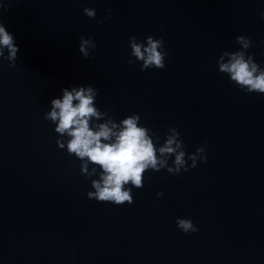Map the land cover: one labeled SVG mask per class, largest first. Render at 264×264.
Wrapping results in <instances>:
<instances>
[{"label": "water", "instance_id": "95a60500", "mask_svg": "<svg viewBox=\"0 0 264 264\" xmlns=\"http://www.w3.org/2000/svg\"><path fill=\"white\" fill-rule=\"evenodd\" d=\"M0 21L19 47L15 67L0 60V264H264V94L217 64L244 35L264 67V0H0ZM148 35L163 38L164 68L130 57L129 37ZM80 36L96 44L88 58ZM81 85L97 90L95 123L136 113L161 144L169 126L186 153L207 141L206 162L146 171L131 204L89 199L90 178L44 119Z\"/></svg>", "mask_w": 264, "mask_h": 264}, {"label": "clouds", "instance_id": "9594fccd", "mask_svg": "<svg viewBox=\"0 0 264 264\" xmlns=\"http://www.w3.org/2000/svg\"><path fill=\"white\" fill-rule=\"evenodd\" d=\"M83 12L90 18L96 16V10L91 7H85ZM110 15L111 10H108ZM98 23H103V19ZM79 40V52L88 58L91 55L89 48H96V44L92 37L80 36ZM235 42L240 47L235 51L222 52L217 60L218 71L226 74L229 81L244 92L264 94V67L246 51L252 41L238 35ZM129 44L130 57L142 62L141 70L165 67L168 52L162 37L148 35L138 42L137 37L131 36ZM18 51L13 33L0 21V60H7L9 67H15ZM135 61L130 58L128 63ZM62 92L61 97L51 99V108L44 113V119L55 125L54 130L59 134L56 140L58 147L66 149L68 155L75 156L80 161L81 174L90 178L94 190L87 192L89 199L115 205L131 204L134 202L132 188L144 186L146 171L166 169L169 173L179 174L182 170L186 172L195 168L198 159L206 162L207 141L195 152L186 153V145L179 131L169 126L170 134L165 135L161 144L159 135L155 136L154 141L150 130L139 124L140 116L136 113L126 116L119 123L112 119L95 123L105 115L94 106L97 95L95 88L81 85L71 90L65 87ZM172 157L174 159L170 165ZM162 195V192L157 193L158 197ZM175 223L184 233L198 231L191 218L177 217Z\"/></svg>", "mask_w": 264, "mask_h": 264}]
</instances>
